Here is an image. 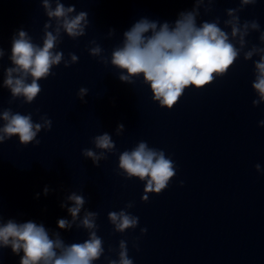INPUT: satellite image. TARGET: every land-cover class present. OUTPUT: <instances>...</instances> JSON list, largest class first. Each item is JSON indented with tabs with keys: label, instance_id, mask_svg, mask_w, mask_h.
<instances>
[{
	"label": "water",
	"instance_id": "1",
	"mask_svg": "<svg viewBox=\"0 0 264 264\" xmlns=\"http://www.w3.org/2000/svg\"><path fill=\"white\" fill-rule=\"evenodd\" d=\"M62 2L89 13L86 35L73 40L63 33L56 49L65 60H70L69 53L79 60L70 67L63 62L54 66L53 75L39 81L41 93L27 104L23 98L13 100L2 87L6 69L13 66L12 36L23 29L42 46L49 18L41 0H0V47L5 51L0 59V110L31 113L35 123L42 116L52 121L50 131L38 134V146L20 144L18 136L0 144V210L5 222L43 223L50 232L59 231L66 243H82L89 237L86 229L61 230L57 223L60 218L71 220L61 203L76 192L85 196V210L98 213L104 256L94 264H108L106 257L118 260L121 240L127 241L134 264H264V103L253 105L257 95L252 88L253 61L259 57L245 61L241 54L225 76L202 89L187 88L172 109L162 108L143 76L133 84L119 80L111 53L141 18L173 23L181 11L194 7L193 0ZM239 7V0H217L213 11L201 8L198 24L219 17L224 28L226 10ZM239 15L242 23L257 20L264 31V0ZM111 29L115 35L109 38ZM259 35L252 32L246 38L249 49L264 46ZM91 41L104 49L109 63L90 55ZM82 87L88 89L86 103L78 95ZM119 124L125 130L117 135ZM105 132L116 149L105 153L107 159L97 167L83 150L99 154L93 140ZM141 141L163 150L176 166L167 188L150 194L148 202L142 200L146 182L129 179L119 169L120 154ZM129 203L133 207L127 208ZM120 210L139 218L135 229L114 230L108 214ZM143 228L147 233H141ZM0 255V264H20L23 252L16 255L9 247Z\"/></svg>",
	"mask_w": 264,
	"mask_h": 264
},
{
	"label": "clouds",
	"instance_id": "2",
	"mask_svg": "<svg viewBox=\"0 0 264 264\" xmlns=\"http://www.w3.org/2000/svg\"><path fill=\"white\" fill-rule=\"evenodd\" d=\"M216 2L193 0L194 7L181 11L173 23H160L148 18L135 22L123 33L121 43L111 53V65L120 70L119 80L133 84L143 76V82L151 86L154 101L162 108L172 109L187 88L194 86L202 89L212 84L217 77L225 76L243 54L245 61L259 57L253 61L252 88L257 95L253 105L258 107L264 103V46L253 44L249 49L246 39L250 33L259 32L260 43L264 45V31L257 20L242 23L239 15L246 6L257 4L258 0H239V8L227 9L228 18L223 21L224 28L220 27L219 17L198 24L201 8L209 13ZM41 3L49 18L44 25L43 45L33 43L23 29L18 30L12 36L9 57L13 66L6 69L2 84L10 91L13 100L23 98L27 104L33 103L41 93L39 81L53 75L54 66L63 62L65 67H70L78 62L79 57L74 53H69L70 60H65L64 53L56 50L62 42V34L66 33L75 40L86 35L90 23L88 12H77L74 5L66 7L62 0H41ZM225 28H230V33ZM114 35L115 30L111 29L108 37ZM91 44L94 46L88 49L90 55L99 57L105 64L109 63V59L103 55L104 49L95 41H91ZM4 56L5 51L0 47V59ZM87 94V88H80L78 95L81 101L86 103L84 97ZM40 119L41 122L35 123L31 113L23 115L13 112L11 108L0 110V121H3L0 125V144L18 136L20 144L28 146L35 143L38 146V134L52 128L51 119L47 116ZM260 126L264 127V120L260 121ZM124 130V125L119 124L117 135ZM93 143L96 149L101 150L99 154L92 149H84L83 155L99 167L100 161L107 159L105 153L115 151L116 145L107 132L94 137ZM119 169L129 179L135 177L146 182L142 197L144 202L149 201L150 194L162 193L176 175V166L165 152L150 148L144 141L120 154ZM256 169L262 171L259 164ZM49 191L46 186L44 195L47 196ZM86 203L85 196L76 192H71L61 203L71 220L58 219V228L71 230L75 226L89 233L88 239L82 243L71 244L65 242L59 231L50 232L43 223L31 220L17 222L11 218L5 222L0 210V250L10 247L16 255L23 252L20 264H94L104 256V247L102 238L97 235L98 213L85 210ZM131 207L133 205L129 203L127 208ZM82 210L84 214L81 218ZM108 219L119 233L135 229L139 224V218L126 210L109 212ZM141 233H147V228L141 229ZM106 259L108 264H134L125 240L119 242L118 260Z\"/></svg>",
	"mask_w": 264,
	"mask_h": 264
}]
</instances>
